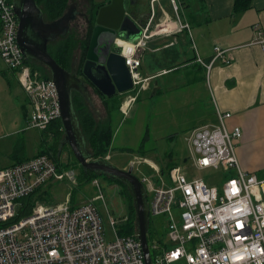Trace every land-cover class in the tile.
Here are the masks:
<instances>
[{"label":"built area","instance_id":"built-area-1","mask_svg":"<svg viewBox=\"0 0 264 264\" xmlns=\"http://www.w3.org/2000/svg\"><path fill=\"white\" fill-rule=\"evenodd\" d=\"M160 1L164 0H150L151 20L138 40L125 42L122 47L133 79V95L121 107L125 115L158 77L170 72L142 75L141 57L149 41L175 31L191 32V26L181 20L178 0L168 1L179 26L171 29L172 22L166 18L163 25L154 27L155 5ZM0 26V57L17 75L28 97V127L46 131L61 116L58 90L52 79H43L26 63L18 44L19 21L12 0H0ZM255 43L264 48V38ZM233 50L215 47L211 59L196 57V63L205 70L207 83L217 62L232 63ZM217 112V125L199 127L189 138L197 155L194 164L200 170L235 171L236 176L221 185H208L202 178L189 179L180 167H174L166 176L151 163L159 175L156 179L137 176L146 197H152L150 217L164 219V232L155 231L159 238L150 244L148 237L152 264H264V178L241 170L235 151L242 131L238 127L229 129L230 113ZM110 159L108 155L94 161ZM140 165L142 161L131 162L130 169L138 170ZM68 177L70 174L61 172L46 155L0 170V264H146L139 239L118 235V225L128 216L121 223L110 219L114 239L108 240L93 203L76 207L69 203H38L30 216L15 221L22 198ZM92 184L102 193L99 179ZM99 198L104 200L103 194Z\"/></svg>","mask_w":264,"mask_h":264},{"label":"crops","instance_id":"crops-1","mask_svg":"<svg viewBox=\"0 0 264 264\" xmlns=\"http://www.w3.org/2000/svg\"><path fill=\"white\" fill-rule=\"evenodd\" d=\"M234 1L204 0L205 6L199 9L200 12L193 14L191 8H188L190 9L189 15L186 9L188 6L185 4V7L182 6L181 8V20L184 24L191 26V32L175 31L170 35L154 37L149 41L148 49L142 54L141 58L143 62L147 53H165L164 58L172 66L162 68L160 71L167 69L170 72L158 77L151 84L148 92H153L154 88L157 87V92L163 94L162 109L170 108L173 109V113L182 114L186 121L192 123L190 126L191 131L206 125H217L218 109L223 113H230L231 118L227 123L229 129L238 127L242 131V138L237 142L235 151L239 166L248 175L263 179L264 48L255 41L264 38V0H253L252 8L238 15H233ZM165 4L170 3L168 0H164L155 5L152 24L154 27L161 26L165 23V19L169 18L172 22L169 27L175 30L177 25L179 26L176 14L174 13L175 16L170 15L165 9ZM188 43L191 46L189 52L185 50ZM176 47H179L180 50L173 51L172 49ZM215 47L234 49L233 60L229 65L217 62L211 72L210 81L207 83L205 70L196 63L195 59L197 56L205 60L211 59L214 56ZM180 56L185 57L184 62H178ZM157 73H144L143 75L149 77ZM12 84L15 87L14 91L11 90ZM0 88V105L7 103L8 107L0 106V146H7L8 129L4 121L8 123L10 118L8 99L10 93H19L20 89L24 90L18 81L17 75L11 70L5 69L1 59ZM24 94L25 98L19 94L22 97L20 104L23 102L21 109H24V118L28 122L31 107L25 91ZM130 94L128 93V95ZM128 95L124 94L115 99L113 98V101H110V106L114 108L119 100L124 103L128 99ZM97 98L96 95H93V101H97ZM87 106L94 113V109L89 105ZM98 111L105 114L103 118H107L105 108L101 107ZM83 138L87 145L84 135ZM13 145L14 143H12L11 153L7 152L8 149L5 150L8 153L7 155L0 151V170L32 159L27 158L23 149L16 154L15 150L19 144ZM121 149H124V147ZM232 176H236V172L228 171L222 183ZM50 204L48 203V205ZM55 205L53 203V206Z\"/></svg>","mask_w":264,"mask_h":264},{"label":"rangeland","instance_id":"rangeland-1","mask_svg":"<svg viewBox=\"0 0 264 264\" xmlns=\"http://www.w3.org/2000/svg\"><path fill=\"white\" fill-rule=\"evenodd\" d=\"M73 1L77 2L81 11L85 13L89 12L92 1L104 3L108 0ZM203 1L204 0H179L180 14L181 8L182 6L185 7V4L188 6L186 8L188 15L190 14V9L188 8H191V13L193 14L199 13V9L205 6ZM131 2L134 3V1ZM165 9L170 15L175 16L171 4H165ZM204 14L205 12L203 15ZM85 30L86 23L84 19H80L79 23L75 25L74 28V31H81L80 40L85 39L87 33ZM190 48V44H186L185 50H187V52L190 51ZM172 50L175 51L180 49L176 47ZM164 55V52L157 54L147 53L143 59V68L140 69L141 73H161L162 71L160 70L162 68L171 67L172 64L167 62ZM0 59L5 69L8 70L2 58ZM184 60L185 57L180 56L178 62H184ZM14 89L15 87L12 84L11 90L14 91ZM9 92L11 91L9 90ZM19 94L25 98L22 89L19 90V93H10L8 99L10 118L8 123L4 121L8 129V145L0 146V151L7 155L11 153L12 143H14L13 146L19 144L24 150L27 158H33L40 150H47L48 147L54 143V139L49 132L28 127L27 119L24 118L25 111L21 109V105H23V102L20 104L22 97ZM151 94V91L141 94L139 99L132 104L129 111L127 110V115L122 111L119 112L118 108L113 111L111 121L112 130L115 134L112 146L113 149L105 156L107 157L110 155L112 158L109 163L119 169L128 170L131 167V162L140 164V161H142V165L138 167V170H134L133 174L139 178L145 176L152 180L156 179L159 175L153 170L151 164L159 167L160 171H162L163 168L180 167L189 179L202 178L208 185H221L226 178L227 172L221 169L217 171L214 169L200 170L194 164V159L197 155L189 142V138L193 132L190 128L192 123L186 121L182 114L173 113V109L168 108L163 110V94L159 93L157 96H152ZM121 103L122 107L125 102L123 103L121 100ZM0 106L8 108L7 103ZM104 115L105 114H101L100 111H94L96 120L100 121L102 124L105 122V118H103ZM101 120L104 121L101 122ZM63 147H67V144H64ZM123 147L124 149H121ZM6 149H8V153L5 152ZM86 149L89 152L90 149L88 144L86 145ZM71 161L70 153L64 150L62 155L63 165L68 162L71 163ZM62 170L61 172L63 173H69L70 177L63 181L54 182V186L53 182H51L43 189L48 196V203H51L47 205L53 206V203H55V206H57L69 203L74 206H81L86 203H93L102 218L104 233L107 239H114V231L110 224V219L113 218L118 223H121L128 215V202L124 195H122L121 185L111 179L100 177L101 193L92 182L84 181L85 178L81 175L80 166L73 165L68 167V169ZM241 170L246 173L243 169ZM167 174L168 173L165 175L167 176ZM101 194H103L104 200L99 198ZM147 199V203L150 205L152 197L149 195ZM163 220L164 219L161 217H153L151 220V228L153 231L159 229L160 233L164 232L162 225ZM151 236L153 238L151 239V237H149L150 244L152 240L159 238V234L156 232L152 233Z\"/></svg>","mask_w":264,"mask_h":264},{"label":"water","instance_id":"water-1","mask_svg":"<svg viewBox=\"0 0 264 264\" xmlns=\"http://www.w3.org/2000/svg\"><path fill=\"white\" fill-rule=\"evenodd\" d=\"M15 11L19 19L18 44L24 56L43 63L51 71L61 104L60 121L67 137L64 144L68 141L75 158L85 171L113 177L130 190L136 208L138 239L143 247L146 264H152L148 246L150 206L146 201L145 187L133 174L132 169L123 170L103 160H91L86 146L85 150L82 148L85 141L73 109L72 91L78 89L77 79L62 68L47 49L48 35H53V40L59 36L64 37L75 17L69 11L51 24L38 20L41 28L36 30V15L39 13L36 0H15ZM96 23L83 71L84 76L106 98L128 93L133 89V79L120 48L113 43L114 34L124 35L129 41H134L140 36L141 30L136 23V17L134 14L127 16L126 0H112L109 5L99 10ZM96 49L103 56L101 60L92 55ZM156 92L157 87L154 88L152 96H155Z\"/></svg>","mask_w":264,"mask_h":264},{"label":"trees","instance_id":"trees-1","mask_svg":"<svg viewBox=\"0 0 264 264\" xmlns=\"http://www.w3.org/2000/svg\"><path fill=\"white\" fill-rule=\"evenodd\" d=\"M38 1L39 3L41 1L45 13L50 18H53V22L61 19L65 15L70 3V0H38ZM109 2L110 1H108V3ZM106 4L107 2L97 3L92 1L91 3V8H90L91 27L86 37V42H85L86 47L84 49L85 52H87L92 38L94 23L96 21L98 12ZM252 5H253V0H235L233 5V15H238L250 10L252 8ZM81 42L82 41L80 39L75 40L74 36L70 37L69 40H66L58 48L57 54L56 55L53 54V58L62 68L66 69L67 63L71 60L73 50L78 48ZM26 62L27 64H29V66H31L33 71H38L43 79L46 80L52 79V74L42 65H37L32 59H27ZM96 93L99 94V97L101 99H103L104 108L106 109L107 118L104 119L105 122H103V124L100 123V121L96 120L94 113L89 109V107L81 97H76L75 95H73V109L76 112V116L81 131L86 139L87 144L89 145L90 150L88 154L90 155L91 160L104 159L105 156L110 152V150L113 149L112 146H113L115 134L112 130V125H111L112 114L116 108L120 109V106L122 104L121 100H119L116 103L115 108H112L110 106V101L113 98L111 99L104 97L98 90H96ZM158 94L159 91L156 93V96ZM104 120H101V122ZM45 132L50 133V135L54 139V143L50 145L47 150H42L39 153H37L35 157L43 156V155L48 156L61 171H63L62 169H68V167L73 165L80 166L82 173L81 175L84 176L85 182H93V180L95 179L104 177L105 179L106 178L111 179L112 181L119 183L122 187V191H121L122 195H124V197L128 202V215H127L128 220L118 225V235L120 237L131 236L138 238V221L136 216V208L134 205L133 196L130 190L127 188V186L113 177L101 176L91 171H85V169H83V167L79 164V162L75 158L72 150L68 146L63 147L65 142V131L63 129V125L60 119L53 121ZM21 150L22 147L19 145L17 146L15 153L18 154ZM64 150L70 153L72 160L71 163L68 162L65 165H63L62 162V155L64 153ZM173 168L174 167L172 168L169 167L166 169L163 168L162 173L166 174ZM43 187H40L33 194L25 198H22L20 200V206L15 221L30 216L33 212L34 207L38 203L48 204V196L44 192ZM146 201H148L147 197H146ZM151 220L152 218L150 217L148 237H151L152 239L153 237L151 235L155 231H153V229L151 228V223H152Z\"/></svg>","mask_w":264,"mask_h":264},{"label":"flooded vegetation","instance_id":"flooded-vegetation-1","mask_svg":"<svg viewBox=\"0 0 264 264\" xmlns=\"http://www.w3.org/2000/svg\"><path fill=\"white\" fill-rule=\"evenodd\" d=\"M19 1H22V0H19ZM108 1H110V2L108 3ZM108 1H105V2H107V4L105 6L109 5L112 2V0H108ZM131 1H134V3ZM135 1L136 0H126L127 16H130L131 14L135 15L136 23L139 24V29L141 30V33H142L143 29L148 24L150 17H151V13H152L151 7H150V0H137L136 2ZM12 3H13L14 14H15L16 18L18 19L16 11H15V0H12ZM36 4L38 6L39 13H37V15H36L37 26L35 27V29L39 30V28H41V27L39 25L38 20H41L45 24H51V23H53V18H50L45 13L44 8H43V4L41 3V1L39 3V1L36 0ZM69 11L72 13V15L75 18L73 20H71V22H70L68 33L64 37L59 36L56 40H53V35H48V37L46 36L47 37V49H48L49 54L52 57H53V54H55V55L57 54L58 48L62 45V43H64L66 40H69L70 37L74 36L75 40L81 38V34H80L81 31L80 32L74 31L75 25H77L79 23L80 19H84V21L86 23V30L85 31L87 33L90 31V27H91V21H90V12L91 11L90 10H89V12L84 13L81 11L80 6L77 2L70 0L68 10L65 14H67ZM149 15H150V17H149ZM18 21H19V19H18ZM96 21H97V18H96ZM96 21L94 23V29L97 26ZM94 29H93V31H94ZM87 33H86V37H87ZM42 34H44V33H42ZM107 36H110V34H107ZM114 36H115V42L113 44L114 45L116 44L117 48H120V53L122 55L123 44L125 42H128L129 40H127V38L121 34H114ZM140 36H141V34H140ZM86 37H85V39H81L82 42L79 44L78 48L73 50L71 60L67 63V67L65 70L68 73L75 76L77 79L78 89L73 90L72 94L75 95L76 97H81L87 105L91 106L94 109V111H98L101 107L104 108L103 99H101L99 97V94L96 93L97 89L88 81V79H86V77L84 76V73H83L84 67H85V64L87 61L88 51L90 48V44H89L87 52L84 51V49L86 47V45H85ZM138 38L136 40H138ZM90 43H91V41H90ZM92 55L97 60H101L103 58V56L100 54V52L97 49H96L95 53H93ZM24 58L26 61L27 58L25 56H24ZM34 62L37 65H42L44 68H46L51 73L50 69H48V67L45 66L43 63L36 61V60H34ZM128 93H131V92H128ZM128 93H125V94L128 95ZM93 95H96L98 97L97 101H93ZM119 95H121V94H116L115 95L116 97L115 96H113V97L117 98ZM132 95H133V93L128 95L127 98H129ZM74 114H75V118H76L77 123H78V119H77L75 111H74ZM78 125H79V123H78ZM66 140H67V137L65 135V141ZM67 146L71 149L68 141H67ZM85 146H86V144L82 145V148L84 150H85Z\"/></svg>","mask_w":264,"mask_h":264}]
</instances>
